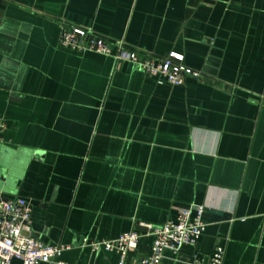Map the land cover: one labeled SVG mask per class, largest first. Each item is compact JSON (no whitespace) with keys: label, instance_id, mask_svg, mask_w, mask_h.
Masks as SVG:
<instances>
[{"label":"crops","instance_id":"0c3cea01","mask_svg":"<svg viewBox=\"0 0 264 264\" xmlns=\"http://www.w3.org/2000/svg\"><path fill=\"white\" fill-rule=\"evenodd\" d=\"M71 27L157 60L179 52L201 76L174 85L66 47ZM0 118V202L27 199L34 237L72 245L39 264H118L84 239L193 204L206 230L164 264L217 246L223 264H264V0H0ZM151 245L143 236L126 264Z\"/></svg>","mask_w":264,"mask_h":264},{"label":"built area","instance_id":"2783aa9c","mask_svg":"<svg viewBox=\"0 0 264 264\" xmlns=\"http://www.w3.org/2000/svg\"><path fill=\"white\" fill-rule=\"evenodd\" d=\"M61 43L79 51H95L113 55L117 59L130 60L147 74L162 76L174 85L184 84L189 76H201L200 72L184 63V55L179 52H171L160 60L151 55L141 56L125 49L121 42L112 44L85 28L64 29ZM5 129L6 123L0 118V139ZM205 211L206 206L203 204L180 207L176 220H170L164 225L156 226L143 221L139 222V230L123 233L114 239L86 238L84 243L94 251H116L120 255L118 264H126L128 253L137 248L140 239L151 236L150 254L142 263L164 264L166 250L176 253L184 245H197L207 226ZM71 248L70 244H46L34 237L32 207L27 199L18 196L0 202V264H11L14 259L20 260L22 264L59 262L63 252ZM224 259V246H217L208 258L195 256L193 264H223Z\"/></svg>","mask_w":264,"mask_h":264}]
</instances>
